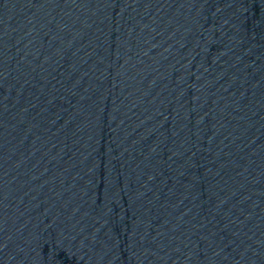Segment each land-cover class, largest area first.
<instances>
[{"label": "water", "instance_id": "water-1", "mask_svg": "<svg viewBox=\"0 0 264 264\" xmlns=\"http://www.w3.org/2000/svg\"><path fill=\"white\" fill-rule=\"evenodd\" d=\"M80 0H0V216L22 167Z\"/></svg>", "mask_w": 264, "mask_h": 264}]
</instances>
